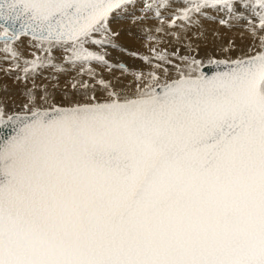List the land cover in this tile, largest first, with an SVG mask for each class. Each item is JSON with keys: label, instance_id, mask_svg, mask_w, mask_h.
<instances>
[{"label": "snow or ice", "instance_id": "6c2138e0", "mask_svg": "<svg viewBox=\"0 0 264 264\" xmlns=\"http://www.w3.org/2000/svg\"><path fill=\"white\" fill-rule=\"evenodd\" d=\"M134 2L0 0V39L14 58L12 42L29 34L48 54L23 61L24 79L45 65L64 71L56 47L93 75L91 62L112 65L88 45L115 47L109 18ZM236 2L186 0L179 19L234 14ZM162 7L145 0L143 10ZM250 7L264 31V0ZM260 40L254 54L210 60V75L181 56L173 76L168 54L153 48L160 63L133 72L134 93L100 80L102 100L57 106L47 90H29L22 112L0 108V125L12 128L0 139V264H264Z\"/></svg>", "mask_w": 264, "mask_h": 264}, {"label": "bare ground", "instance_id": "6f19581e", "mask_svg": "<svg viewBox=\"0 0 264 264\" xmlns=\"http://www.w3.org/2000/svg\"><path fill=\"white\" fill-rule=\"evenodd\" d=\"M246 1L248 2L244 3L245 0L236 2L234 14L220 11L218 7L205 8L204 15L195 14V23H187L179 19V10L186 6V1L148 0L157 5L163 2L165 7L144 11L145 0H137L109 18L108 27L116 34L112 37L115 47L106 46L101 50L94 45H88L92 51H103L106 60L112 65L109 67L91 62L86 68L91 67L93 75L88 74L87 71L82 73L79 66L73 67L67 63L64 59L67 53L64 49L56 47L51 50V57L55 64L61 65L65 70L59 71L50 65H45L35 73L30 72L28 78L24 79L25 74L22 70L27 65L23 61L43 59L48 54L36 47L38 42L31 38V35H26L12 43V47L18 53V57L14 58L4 51V43L1 40L0 108L22 112L29 90L38 97L43 96L47 90L49 103L57 106H67L68 100L71 103H85L93 96L102 100L106 97V92L98 83L100 80L109 82L117 90L134 93L137 81L133 72L147 73L156 63H160L150 51L153 48L157 52L168 54L172 64L164 66L169 68L173 76H175L174 66L182 64L179 59L181 56L201 60L205 66L215 58L229 61L223 57L231 58L236 51L245 52L249 47L253 51H259L260 37L264 36V31L260 29L259 20L250 7L254 0ZM221 19L226 20L227 23L220 24ZM181 24L184 26L180 27ZM253 26L256 29L255 34L252 31ZM158 28L163 30L158 32ZM133 53L138 55H132ZM144 56H153L152 64L147 63L142 58ZM120 62L124 63L128 71L116 67ZM84 83L89 87L80 86ZM3 87L15 89L13 95ZM2 91L4 93H1ZM2 96H6L9 100H4Z\"/></svg>", "mask_w": 264, "mask_h": 264}, {"label": "rangeland", "instance_id": "374dc122", "mask_svg": "<svg viewBox=\"0 0 264 264\" xmlns=\"http://www.w3.org/2000/svg\"><path fill=\"white\" fill-rule=\"evenodd\" d=\"M135 1H137V0H135ZM182 1H186V0H182ZM237 1H242V0H237ZM246 2H248V1H246L245 0V2L244 3H246ZM22 37V36H21ZM21 37H19L18 39H20ZM23 37H25V36H23ZM27 37H29V36H27ZM32 38V37H31ZM16 41V40H15ZM3 43H4V41H2ZM14 42V41H13ZM12 42V43H13ZM251 50V48L249 47V49L247 50V51H245V52H240V51H238V53H237V51L235 52V55L232 57L231 56V58H226V57H223L224 59H229V60H232V59H237V58H242V57H244V56H246V55H250V54H254V51L253 52H251L250 51ZM253 50V49H252ZM217 58H215V59H213V60H216ZM212 60V61H213ZM207 63H209V62H207ZM120 64H123L124 65V63H122V62H120ZM119 64V65H120ZM206 64V63H205ZM4 89H6V90H8L9 91V93L11 94V95H13L12 93H13V91L15 90V89H13V88H9V87H3ZM1 93H4L3 91L1 92ZM1 96V95H0ZM3 98H4V100H9L8 98L6 99V96H2ZM83 100H85V99H82V101ZM79 103H81V102H79ZM41 104H43V103H41ZM70 104H75V103H71V101L70 100H68V104H67V106H69ZM44 106H47V105H44ZM4 112H6L5 114L6 115H8V114H12V113H17V111L16 112H14V111H12L11 109H6V110H4ZM9 112V113H8ZM18 113H20V112H18Z\"/></svg>", "mask_w": 264, "mask_h": 264}, {"label": "water", "instance_id": "95a60500", "mask_svg": "<svg viewBox=\"0 0 264 264\" xmlns=\"http://www.w3.org/2000/svg\"><path fill=\"white\" fill-rule=\"evenodd\" d=\"M1 40L3 39H0V41ZM221 61H225V60H221ZM216 68L217 66L215 65V63H211V64L203 66L202 71L210 75L212 74L213 71L216 70ZM11 134H12V128L10 125L9 126L0 125V139H4Z\"/></svg>", "mask_w": 264, "mask_h": 264}]
</instances>
